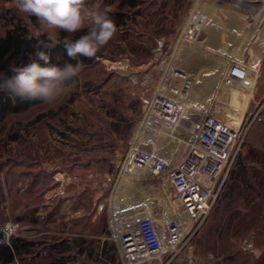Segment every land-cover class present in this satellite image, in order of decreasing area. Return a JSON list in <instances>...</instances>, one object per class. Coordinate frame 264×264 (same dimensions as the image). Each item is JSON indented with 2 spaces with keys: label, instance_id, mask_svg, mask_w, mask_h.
Listing matches in <instances>:
<instances>
[{
  "label": "rangeland",
  "instance_id": "374dc122",
  "mask_svg": "<svg viewBox=\"0 0 264 264\" xmlns=\"http://www.w3.org/2000/svg\"><path fill=\"white\" fill-rule=\"evenodd\" d=\"M91 2L113 10L117 0L110 6H105L107 0ZM138 9L128 12L126 25L118 27L55 103L39 101L0 118L1 239L7 242L10 236H20L31 242L27 251L7 264H103L110 257L117 259L110 213L143 203L154 208L158 222L175 217L182 231L189 228L191 219L165 177L118 173L147 101L166 83L176 82L170 75L165 77L170 61L195 75L183 116L217 94L228 124L245 129V144L248 139L259 144L264 138V57L262 63L259 59L264 0H142ZM192 10L204 16V31L192 46L175 53ZM11 15L31 34L46 31L38 20L33 23L18 11L14 0H0V33ZM48 31L55 42L59 30ZM255 55L260 70L258 74L253 67L249 75L255 74L252 96L247 93L240 99L238 87L203 85L201 71L219 76L231 61L250 60L253 66L250 58ZM174 132L163 130V137L145 147L157 150L170 163L176 161L185 153L188 137ZM219 198L174 256L163 253V263L232 264L224 254L239 247L240 261L250 264L262 256L264 227L244 230L236 225L239 216L231 217L227 225L231 207L240 203L242 195L230 207L224 196ZM8 225L11 233L4 230ZM247 241L251 248L243 247Z\"/></svg>",
  "mask_w": 264,
  "mask_h": 264
},
{
  "label": "built area",
  "instance_id": "2783aa9c",
  "mask_svg": "<svg viewBox=\"0 0 264 264\" xmlns=\"http://www.w3.org/2000/svg\"><path fill=\"white\" fill-rule=\"evenodd\" d=\"M204 25V16L192 10L178 35L175 53L197 42ZM164 73L176 82L166 83L163 91L154 93L147 101L135 141L119 163L118 173L165 177L183 212L190 217L191 225L182 231L175 217L158 222L157 212L146 203L120 213L111 212L110 224L120 264H152V256L160 259L167 252L174 256L187 243L215 203L246 132L241 126L235 129L227 123L221 108L223 102L217 94L183 116L195 75L173 61ZM249 75L245 65L231 61L222 74L212 77V85L238 87L242 99L244 94L252 92ZM163 130L166 134L175 131L184 139L188 137L185 153L172 163L157 154V150L146 148L155 138L164 136ZM243 247L251 248V243L247 241ZM160 262L161 259L157 264Z\"/></svg>",
  "mask_w": 264,
  "mask_h": 264
},
{
  "label": "trees",
  "instance_id": "16d2710c",
  "mask_svg": "<svg viewBox=\"0 0 264 264\" xmlns=\"http://www.w3.org/2000/svg\"><path fill=\"white\" fill-rule=\"evenodd\" d=\"M114 1L116 0H107L105 6L112 5ZM141 3L142 0H117L115 9L109 10V15L115 20L118 27L125 26L127 20L130 19L128 12L132 9L134 13L139 12L138 8ZM28 17L31 22H37L35 16L28 15ZM7 22L9 25L0 33V77H3L0 79V118L8 113L19 112L40 101L15 96L7 90L4 81L15 75L10 71L11 65L17 67L27 66L32 60L37 59L35 56L37 50L50 53L49 63L51 65L62 67L65 62L76 63L68 56L62 43L56 44L51 49L45 47V45L52 43L46 32L36 35L31 34L26 25L13 15L10 16ZM59 32L58 39L55 42L62 41L68 36L63 31ZM82 34H85V32H78L70 38L77 39ZM80 60L85 66L90 64L93 58L81 56ZM38 62L41 66H46L43 61ZM244 141L242 140L216 201L220 199V195L224 196L226 207H230L236 202L237 196L242 195L240 203L232 205L227 225L230 226L231 217L239 216L236 225L248 230L253 227H264V138H261L259 144L249 139L246 144ZM243 144L246 146L244 153L241 149ZM30 245V241L20 236H10L7 242L2 241L0 234V263L12 262L16 256H20L22 252L27 251ZM241 252L242 249L239 247L231 253L226 251L224 256L226 260L232 261V264H249L248 261H240L237 258ZM250 264H264V251L261 257L250 261Z\"/></svg>",
  "mask_w": 264,
  "mask_h": 264
},
{
  "label": "clouds",
  "instance_id": "9594fccd",
  "mask_svg": "<svg viewBox=\"0 0 264 264\" xmlns=\"http://www.w3.org/2000/svg\"><path fill=\"white\" fill-rule=\"evenodd\" d=\"M14 3L18 11L35 16L41 29L46 30L52 41L45 45L46 48L51 49L62 43L68 56L76 63L65 62L62 67L51 65L50 53L37 50V59L27 66H10V71L15 75L5 80L4 86L15 96L53 104L82 72L84 66L80 57H95L113 39L118 26L109 15L108 8H102L91 0H14ZM48 30L63 31L68 36L54 43L53 32ZM78 32L85 34L77 39L70 38ZM38 61H43L46 66H41ZM4 230L6 233L12 232L10 225Z\"/></svg>",
  "mask_w": 264,
  "mask_h": 264
},
{
  "label": "crops",
  "instance_id": "0c3cea01",
  "mask_svg": "<svg viewBox=\"0 0 264 264\" xmlns=\"http://www.w3.org/2000/svg\"><path fill=\"white\" fill-rule=\"evenodd\" d=\"M234 16L233 15H229L230 18H235ZM211 38H213L214 41L216 40L215 39L216 37L214 35H211ZM263 57H264V42H263L261 54L259 55V59H260L261 63L263 62ZM250 59H252V61L255 62V65L252 66V64L250 63V60L245 61V62H241V63L247 67V69L249 70V74H250V72H251V70H252L253 67H257L258 68V74H259L260 65L258 64V60H257L258 59V56L255 55V56L251 57ZM225 70L226 69H224V71ZM213 76L214 75H210V72L209 71H206V70L201 71V77H200V79L202 80L203 85H212V83H213L212 82V77ZM250 78H251V83L253 84L254 79H255V74H251ZM257 81H258V76H257V79H256V83H257ZM256 83H255V85H256ZM156 258H158V256H152L150 258L151 259L150 261H152L153 259H156ZM103 264H120V263L118 261V258L117 259H114L113 257H110ZM139 264H151V263H149V262H142V263H139ZM159 264H164V263L161 261Z\"/></svg>",
  "mask_w": 264,
  "mask_h": 264
},
{
  "label": "bare ground",
  "instance_id": "6f19581e",
  "mask_svg": "<svg viewBox=\"0 0 264 264\" xmlns=\"http://www.w3.org/2000/svg\"><path fill=\"white\" fill-rule=\"evenodd\" d=\"M182 123V122H181ZM227 123H228V121H227ZM234 127V126H233ZM235 129H236V127H234ZM163 132V131H162ZM166 132V131H165ZM179 136V135H178ZM178 136H176V137H178ZM185 213V212H184ZM185 215H187L186 213H185ZM187 217L190 219V217L187 215Z\"/></svg>",
  "mask_w": 264,
  "mask_h": 264
}]
</instances>
